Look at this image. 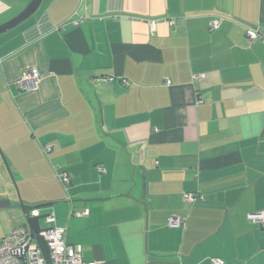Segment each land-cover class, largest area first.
Returning a JSON list of instances; mask_svg holds the SVG:
<instances>
[{
	"label": "crops",
	"instance_id": "obj_1",
	"mask_svg": "<svg viewBox=\"0 0 264 264\" xmlns=\"http://www.w3.org/2000/svg\"><path fill=\"white\" fill-rule=\"evenodd\" d=\"M30 1L0 0V26ZM248 28L264 31V0H42L0 34L1 148L84 261L264 264L249 218L264 211V43Z\"/></svg>",
	"mask_w": 264,
	"mask_h": 264
},
{
	"label": "built area",
	"instance_id": "obj_2",
	"mask_svg": "<svg viewBox=\"0 0 264 264\" xmlns=\"http://www.w3.org/2000/svg\"><path fill=\"white\" fill-rule=\"evenodd\" d=\"M174 21V20H173ZM221 19H214L211 22V29L219 27ZM78 23V22H77ZM156 21H151V30H156ZM247 36L250 41L261 40L264 43V31L257 28H248ZM0 58V64H2ZM44 77L38 68H31L23 72L22 76L16 81L21 91H35L39 87L41 79ZM52 147L46 145L45 152L51 151ZM58 176L65 186L71 182L70 175L61 171ZM199 197L195 193H186L184 199L190 203ZM78 212L77 215H84ZM30 217L39 215V210L33 208L27 213ZM249 218L264 227V211L250 214ZM47 228H42L37 238L32 237L28 225H20L10 233L0 237V264H96L83 260L82 248L70 244L66 241V228L57 224L54 214L46 216ZM171 227H181L185 224L182 217H171L168 221ZM213 264H223L220 259H213Z\"/></svg>",
	"mask_w": 264,
	"mask_h": 264
},
{
	"label": "rangeland",
	"instance_id": "obj_3",
	"mask_svg": "<svg viewBox=\"0 0 264 264\" xmlns=\"http://www.w3.org/2000/svg\"><path fill=\"white\" fill-rule=\"evenodd\" d=\"M5 159L8 162L9 168L5 163ZM0 167L2 169V174L0 173V197L1 196H12L14 199L13 205L9 209L3 208L0 209V229H4L3 226L9 227L12 225H27L26 218L23 216L21 210V203H25L23 201V197L20 191V188L17 183V176L12 171L9 159L6 157L3 149L0 145ZM66 195H69V192L63 188ZM29 206L36 207L37 205L29 204ZM46 208L42 207V210ZM40 210V209H38ZM53 212V211H51ZM51 214V213H48ZM39 215H47L46 211L39 213ZM40 225L42 228H47L48 224L46 223V217L40 220ZM3 235H0L2 237Z\"/></svg>",
	"mask_w": 264,
	"mask_h": 264
},
{
	"label": "water",
	"instance_id": "obj_4",
	"mask_svg": "<svg viewBox=\"0 0 264 264\" xmlns=\"http://www.w3.org/2000/svg\"><path fill=\"white\" fill-rule=\"evenodd\" d=\"M41 2L42 0H31L30 3L27 5V7L18 16H16L14 19L0 26V34L14 28L18 24H20L21 22L29 18L32 14H34L37 11ZM5 163L7 164V167L9 168V165L6 159H5ZM144 193H145V190H144ZM147 201H148V198L146 199L145 202H142V204L144 205ZM9 206H10L9 202L5 203L4 201H0V208H5ZM20 207L26 218L27 225L29 226L31 230L32 237L37 238L38 233L41 230L40 220L46 217L47 215H38L35 217H30L27 215V212H26V204L21 203ZM39 207L40 206H37L36 208H39Z\"/></svg>",
	"mask_w": 264,
	"mask_h": 264
},
{
	"label": "trees",
	"instance_id": "obj_5",
	"mask_svg": "<svg viewBox=\"0 0 264 264\" xmlns=\"http://www.w3.org/2000/svg\"><path fill=\"white\" fill-rule=\"evenodd\" d=\"M258 40V39H257ZM261 41V40H260ZM45 148V147H44ZM37 207V206H36ZM36 207H33V206H28L26 205V212L28 213L29 210L33 209V208H36ZM25 217V216H24Z\"/></svg>",
	"mask_w": 264,
	"mask_h": 264
}]
</instances>
